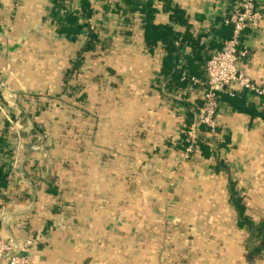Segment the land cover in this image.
Listing matches in <instances>:
<instances>
[{
    "label": "crops",
    "instance_id": "crops-1",
    "mask_svg": "<svg viewBox=\"0 0 264 264\" xmlns=\"http://www.w3.org/2000/svg\"><path fill=\"white\" fill-rule=\"evenodd\" d=\"M155 2V22L168 23L170 11ZM170 2L208 46L229 37L225 18L239 0ZM51 8L52 0H0V75L20 109L0 111V212L15 213L0 236L35 239L25 252L32 264H264V254L246 258L250 234L230 201L234 187L246 213L264 220V120L222 107L216 135L205 137L210 156L197 148L185 158V105L155 85L165 51H148L139 12L102 8L91 18L105 52L85 53L82 80L60 95L85 33L76 41L58 34ZM242 45L241 69L264 85V16ZM25 115L49 129L44 162L37 151L25 158L36 136Z\"/></svg>",
    "mask_w": 264,
    "mask_h": 264
},
{
    "label": "trees",
    "instance_id": "trees-1",
    "mask_svg": "<svg viewBox=\"0 0 264 264\" xmlns=\"http://www.w3.org/2000/svg\"><path fill=\"white\" fill-rule=\"evenodd\" d=\"M70 1L52 0L50 11V15L56 23L58 34L65 36L70 41H76L82 33H85L82 45L77 50V58L65 70V84H68L70 79H76L81 72L85 53L94 51L98 42H100L98 31L90 23V20L102 8L107 11L110 10L119 16H124L126 13L139 12L146 48L151 52L160 44L165 51L161 68L158 71V79H156L158 82L155 85L160 86L163 82L168 91L176 90L184 98H188L189 93L188 91L185 93L183 90L189 84H192L193 77L205 80V72L202 66L203 64L205 65L211 56V51L221 47L220 42H214L208 46L201 44L200 39L203 34L198 36L191 34L183 11L177 6L171 7L170 0H161L164 2L163 8L165 11H170V21L168 23L155 22V17L158 13L155 0H79V6L74 9L68 6ZM176 23L186 25V30L181 33V31L176 29ZM229 26L227 37H230V33H232V25L229 24ZM218 37L217 35L216 40H219ZM186 46H189L191 50L190 53L184 55L183 51ZM195 87L199 86L195 85ZM83 97L84 95H75L73 100H81ZM253 98H258L262 101L253 92L245 88L235 87L232 94L221 93L219 101L221 108L226 107L233 111L245 112L264 120V106L261 104V107H259ZM196 101L199 103L198 100ZM182 102L185 105L186 117L181 127L183 136L178 145L179 148L184 149L187 144L185 141V130L193 122L195 108L194 106L192 107L194 104H191V102H185V100ZM203 127L205 128V125ZM197 147L204 156H210L211 150L207 143V138L200 137L197 141ZM52 189L49 188L50 191ZM230 201L239 214V225L246 228L250 234L246 258L253 262L256 257L264 254V220L256 222L246 213L242 198L234 187L230 189Z\"/></svg>",
    "mask_w": 264,
    "mask_h": 264
},
{
    "label": "built area",
    "instance_id": "built-area-1",
    "mask_svg": "<svg viewBox=\"0 0 264 264\" xmlns=\"http://www.w3.org/2000/svg\"><path fill=\"white\" fill-rule=\"evenodd\" d=\"M263 16L260 0H239L230 15L225 18V23L232 25L231 36L223 40L220 48L211 51V56L203 67L205 80L193 77L192 84L183 90L185 93L188 91V98L182 97L176 90L168 91L163 82L160 85L164 95L181 101L189 100L194 104L193 122L185 130L187 143L183 149L185 158L198 148L197 141L200 137L216 135L219 126L217 118L221 108L219 101L221 93L232 94L235 87L245 88L259 97L262 100V106H264V85L257 83L240 67L241 59L248 55L247 47L242 45L243 35L247 30L258 29ZM195 85L199 87H195ZM196 89L199 90V99L194 96ZM16 95V92L8 86L4 77L0 75V111L6 116L4 106L20 111L16 104ZM40 148L41 145L37 142L29 147L32 151L40 150ZM2 204L3 199L0 197V207ZM14 217V212L5 213L1 209V227L13 223ZM35 243L36 240L33 238H26L20 242L13 236H0V264H32L30 257L25 252Z\"/></svg>",
    "mask_w": 264,
    "mask_h": 264
},
{
    "label": "rangeland",
    "instance_id": "rangeland-1",
    "mask_svg": "<svg viewBox=\"0 0 264 264\" xmlns=\"http://www.w3.org/2000/svg\"><path fill=\"white\" fill-rule=\"evenodd\" d=\"M93 26H94V28L98 31V27H97V25H95V24H92ZM98 45V44H97ZM98 46H100V45H98ZM97 46V47H98ZM95 48V50H94V52H95V54H97V55H99V54H101V55H103L104 54V50L103 49H98V48ZM80 47L79 46H77V48H74V50H73V52H71V54L70 55H72V57H73V59H72V61L73 60H75L76 58H77V50L79 49ZM86 54H87V52H86ZM72 64V62L71 63H68V64H66V66H64V69L66 70L67 68H69L70 67V65ZM94 66L95 67H97L98 66V64H94ZM82 67H83V69H84V67H86V65H85V63L82 65ZM65 71L63 72V81H62V84H61V93L60 92H58V93H60V95L61 94H64V92H63V90H65V88H72V87H76V86H78V82H79V80H82V76L81 77H76V79H77V82H76V79L75 78H73V79H70L69 80V83L68 84H65V81H64V79H65ZM78 78H81V79H79L78 80ZM5 79V78H4ZM6 80V79H5ZM76 85V86H75ZM19 94H20V92H19ZM38 95H41V96H45L44 98H46V99H51V96H52V99H60V95L58 94V96H56V97H59V98H55V94L54 95H50V94H48V93H45V94H38ZM72 99H74V97H72ZM179 101H181V100H179ZM29 114V113H28ZM31 115V114H30ZM29 115V116H30ZM25 117L29 120V123L30 124H28V125H30V127H29V129H30V133L31 134H33L34 133V135H36L35 136V141L34 142H32L33 140H31V143L27 146V151H26V156H25V158L27 159V158H29V157H31L32 155H33V152L34 151H32V150H30L29 149V147H30V145L31 144H33V143H36L37 142V144H40L41 145V148H40V150H36L37 152H40V154L42 153L43 155H42V159H43V162H44V160H45V158L46 159H48V152H46V147H51V146H53V141H51V140H49V142H45V136H44V132H48L49 131V129L48 128H46L44 125H43V123L42 122H40V123H35V122H33V118L32 117H28V115H25ZM22 123H20L21 124V127H23V129L25 130L26 128H27V123L24 125V123H23V121H21ZM32 122V123H31ZM32 125V126H31ZM217 133V132H216ZM38 139V140H37ZM37 159V158H36ZM36 159H35V161H36ZM65 166H63V168H64ZM63 171L65 170V169H62ZM55 176V173H53V171H52V175H51V179H52V177H54ZM63 176H64V179L66 178V177H70V176H66L65 174H63ZM69 182V181H68Z\"/></svg>",
    "mask_w": 264,
    "mask_h": 264
},
{
    "label": "water",
    "instance_id": "water-1",
    "mask_svg": "<svg viewBox=\"0 0 264 264\" xmlns=\"http://www.w3.org/2000/svg\"><path fill=\"white\" fill-rule=\"evenodd\" d=\"M0 226H1V222H0Z\"/></svg>",
    "mask_w": 264,
    "mask_h": 264
}]
</instances>
